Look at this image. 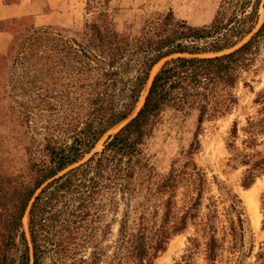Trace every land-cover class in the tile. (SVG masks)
<instances>
[{"label": "trees", "instance_id": "obj_1", "mask_svg": "<svg viewBox=\"0 0 264 264\" xmlns=\"http://www.w3.org/2000/svg\"><path fill=\"white\" fill-rule=\"evenodd\" d=\"M111 1L84 0L77 31L14 29L0 54V264H154L189 227L175 264L200 245L204 264H216L225 243L233 264H264L238 194L194 160L203 124L231 113L240 82L253 92L242 77L264 61V0H220L201 26L153 12L133 34L117 29ZM253 104L227 144L234 150L242 133L233 161L244 189L264 176V91ZM166 110L194 116L195 127L182 158L158 175L144 148ZM260 208L264 230V191Z\"/></svg>", "mask_w": 264, "mask_h": 264}, {"label": "rangeland", "instance_id": "obj_2", "mask_svg": "<svg viewBox=\"0 0 264 264\" xmlns=\"http://www.w3.org/2000/svg\"><path fill=\"white\" fill-rule=\"evenodd\" d=\"M15 3L24 5L23 16L8 19L0 22V31L10 33L11 37L14 29H23L26 27H47L54 29L67 28L77 31L81 28L84 21V0H12ZM11 0H5V3H12ZM220 0H112L110 2V11L116 27L122 32H131L132 34L139 29L142 19L153 12L166 11L171 9L178 19L184 20L190 25L201 26L208 24L217 9ZM264 19V7L260 8V20ZM20 22V24H19ZM19 24V25H18ZM264 52L261 59L263 60ZM261 64V65H260ZM261 68L256 72L246 73L242 80L249 83L253 92L243 87L240 82L235 93L238 97V104L232 109L231 113L223 118L214 121L205 122L202 131L198 136L200 150L194 156L197 165L206 173L209 182L215 176L218 180L225 182L233 188L243 202L248 217L249 228L254 244L253 254L264 242V230L262 226V212L260 208V196L264 191V176L259 177L248 188L241 187V177L244 168L235 166L233 155L235 150H241L242 133L238 132V138L235 141L234 150L228 148L230 128L233 121L238 122V128L244 126L245 119L255 116L258 106L253 104V99L257 92L264 91V61L258 62ZM9 66V65H8ZM156 66L152 74L158 69ZM258 67V66H257ZM195 127L194 116H183L173 110H166L161 117V121L153 131L151 138L146 142L144 153L149 163L153 166L158 175H165L171 164L182 158L187 151L189 144L193 139ZM119 127L109 131L96 144L91 154L99 152L102 149L103 142L108 135L117 131ZM0 133L8 135L4 128H0ZM264 152V142L257 148ZM16 153L15 151H12ZM88 158V156L86 157ZM85 158V159H86ZM256 190L257 208L253 206V211L257 212L254 217L250 212L246 200L243 198L247 192ZM212 194H216L215 187L212 184ZM182 198L180 192L177 199ZM155 199L153 200V202ZM156 202V201H155ZM122 210L119 211L118 218ZM136 217L131 215L130 220ZM26 220L24 224L26 226ZM118 225L112 226V233L108 237L104 246L113 245L117 237ZM194 236V228L189 227L185 232L176 235L169 240L166 250L161 253L154 264H175L181 261V257L187 253L189 247L188 238ZM202 242V241H201ZM228 244L225 243L221 258L216 264H233L229 261L227 252ZM110 250L108 251V255ZM203 246L194 252L188 264H204ZM245 264H254V258H249Z\"/></svg>", "mask_w": 264, "mask_h": 264}, {"label": "crops", "instance_id": "obj_3", "mask_svg": "<svg viewBox=\"0 0 264 264\" xmlns=\"http://www.w3.org/2000/svg\"><path fill=\"white\" fill-rule=\"evenodd\" d=\"M23 8L24 5L22 4L15 3L13 1L12 3L8 4L5 3V0H0V22L23 16ZM10 40V33L6 31H0V54H4L6 52Z\"/></svg>", "mask_w": 264, "mask_h": 264}, {"label": "bare ground", "instance_id": "obj_4", "mask_svg": "<svg viewBox=\"0 0 264 264\" xmlns=\"http://www.w3.org/2000/svg\"><path fill=\"white\" fill-rule=\"evenodd\" d=\"M243 198L246 200L248 207L250 209V212L253 214L254 217H257V212L256 209L255 211H253V206H256L255 208H257V197H256V190H252L247 192L245 195H243ZM26 220V218H24V221Z\"/></svg>", "mask_w": 264, "mask_h": 264}]
</instances>
